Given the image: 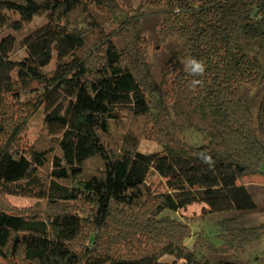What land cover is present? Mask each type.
<instances>
[{
    "label": "trees",
    "instance_id": "obj_1",
    "mask_svg": "<svg viewBox=\"0 0 264 264\" xmlns=\"http://www.w3.org/2000/svg\"><path fill=\"white\" fill-rule=\"evenodd\" d=\"M112 1L0 0V197L49 211L22 216L0 204L9 264H212L197 252L205 239L190 248L189 224L174 215L193 204L203 216L257 207L241 177L264 176V0H147L160 39L177 45L157 96L133 68L144 63L139 17ZM94 9L115 13L116 25ZM189 56L204 62L202 76L185 70ZM259 84L252 116L240 92ZM36 114L53 148L22 144ZM185 132L206 141L190 145ZM140 137L159 148L142 152ZM221 225L223 248L264 235V222Z\"/></svg>",
    "mask_w": 264,
    "mask_h": 264
},
{
    "label": "rangeland",
    "instance_id": "obj_2",
    "mask_svg": "<svg viewBox=\"0 0 264 264\" xmlns=\"http://www.w3.org/2000/svg\"><path fill=\"white\" fill-rule=\"evenodd\" d=\"M146 2L147 0L112 1V3H114L125 16L136 15L139 17L140 30L144 42L142 47L144 63H141L142 65H140L138 63L139 61L137 62V60H134L133 68L138 66L136 73L137 77L140 78V81L145 85L148 92H151V96H157V91L161 88L160 82L163 76L165 62L171 52L176 49L177 45L175 42H163L160 39L159 20L156 17L155 9ZM94 11L97 13L101 23L106 28L109 27V29H111L116 25L112 22L115 13L109 12V14H106V12H99L96 9H94ZM39 23H41V20L36 18L32 25L34 24L35 26ZM21 36L22 33L21 35H17L18 39ZM20 49V45H18L16 47V52H18L17 55L21 54ZM240 95L247 102L252 116H255L263 96V87L260 86V84L256 87H244L241 89ZM24 123L25 124L22 126L24 130L22 133V144L39 149L53 148L51 141L42 133L41 117L38 114L25 119ZM176 123L179 124V122ZM129 126V122L125 121L120 127L112 126V132L115 137H118L122 131L126 130ZM196 135L191 134L190 132H185V137L188 139L190 145H194L192 141L197 140L198 138L199 143L196 144V146L204 143V137L199 134ZM117 141V138L113 140V142ZM158 146V142L153 138L140 137L139 139V149L142 152L156 150L159 148ZM261 169L264 172V163L262 164ZM241 181L248 187V191L256 203V209L243 213L222 212L210 213L203 216L201 213L202 206L199 204H193L174 215L189 224L191 237L187 240L186 244L190 248L193 247L194 241H196L198 245L203 242L199 240L200 235L205 239L204 244L197 246V252L202 251L205 253L212 264H217L220 258L234 260V264H264V235L257 240L243 244L242 249H240V247L236 249V245H227L226 248H223V246L220 247L223 245V241L219 234L224 233L225 230V227H222L223 224L221 225L223 219L231 217L235 218L236 226L240 229H249L264 222V176L259 173L249 174L242 176ZM0 204L4 209L22 216H39L49 212L45 206L38 205L36 200L20 196L0 197ZM225 238H228L229 240L227 235ZM206 243L211 244L216 248L220 247L219 251L214 253L210 248L207 250L205 246ZM172 258V256L166 255L162 260L170 261ZM0 264L9 263L0 258Z\"/></svg>",
    "mask_w": 264,
    "mask_h": 264
},
{
    "label": "clouds",
    "instance_id": "obj_3",
    "mask_svg": "<svg viewBox=\"0 0 264 264\" xmlns=\"http://www.w3.org/2000/svg\"><path fill=\"white\" fill-rule=\"evenodd\" d=\"M184 68L194 76H202L205 72L204 62L191 56L185 59ZM197 83H199V81H193V86Z\"/></svg>",
    "mask_w": 264,
    "mask_h": 264
}]
</instances>
